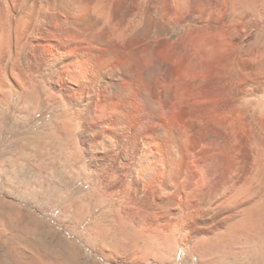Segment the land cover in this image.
I'll return each instance as SVG.
<instances>
[{
	"label": "bare ground",
	"instance_id": "1",
	"mask_svg": "<svg viewBox=\"0 0 264 264\" xmlns=\"http://www.w3.org/2000/svg\"><path fill=\"white\" fill-rule=\"evenodd\" d=\"M32 129L41 191L77 162L70 233L105 261L264 260V0H0V169Z\"/></svg>",
	"mask_w": 264,
	"mask_h": 264
},
{
	"label": "rangeland",
	"instance_id": "2",
	"mask_svg": "<svg viewBox=\"0 0 264 264\" xmlns=\"http://www.w3.org/2000/svg\"><path fill=\"white\" fill-rule=\"evenodd\" d=\"M38 124L40 121L36 123ZM29 128H32L31 124ZM34 130L36 129L26 133L29 139L22 150L15 152L17 154L10 159L11 162L0 169V248L3 257L10 251L31 256L41 250L56 264H113L99 256L98 247L83 240L86 235L84 227L74 234L70 233L71 228L84 219L79 216L83 214L80 211L81 205L88 203V199L92 197L83 177L74 173L77 172V162L67 160L61 155L54 169L63 175L61 184L40 190L38 164H35V159L46 150L42 148L43 145ZM70 171L72 176L67 177ZM160 248L162 250L157 248L155 251L158 250L161 254L159 257L164 261L167 259L169 264H187L181 250L177 251L174 247ZM167 250L172 255L164 258ZM154 253L155 257L152 256L151 259L157 260L158 253ZM221 255L222 253L209 258L211 264H264L263 259L261 262L257 258V261L247 253L235 257ZM209 261L206 263L209 264ZM192 264H196L195 261Z\"/></svg>",
	"mask_w": 264,
	"mask_h": 264
}]
</instances>
